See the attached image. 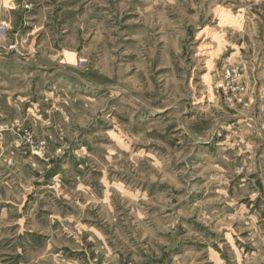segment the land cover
<instances>
[{
    "label": "rangeland",
    "instance_id": "rangeland-1",
    "mask_svg": "<svg viewBox=\"0 0 264 264\" xmlns=\"http://www.w3.org/2000/svg\"><path fill=\"white\" fill-rule=\"evenodd\" d=\"M1 20L0 264H264V0Z\"/></svg>",
    "mask_w": 264,
    "mask_h": 264
},
{
    "label": "crops",
    "instance_id": "crops-1",
    "mask_svg": "<svg viewBox=\"0 0 264 264\" xmlns=\"http://www.w3.org/2000/svg\"><path fill=\"white\" fill-rule=\"evenodd\" d=\"M3 8L1 9V12H2V15L1 16H8V15H10V14H8L9 13V10H11V9H9V8H12L11 6H8V7H4V6H2ZM0 22H5V21H0ZM26 61H22V63H26V65H29L30 67H32V63H31V61H29L28 59H25ZM28 62V63H27ZM241 120H243V119H241ZM243 121H245V119L243 120Z\"/></svg>",
    "mask_w": 264,
    "mask_h": 264
},
{
    "label": "built area",
    "instance_id": "built-area-1",
    "mask_svg": "<svg viewBox=\"0 0 264 264\" xmlns=\"http://www.w3.org/2000/svg\"><path fill=\"white\" fill-rule=\"evenodd\" d=\"M7 32V27L5 23H0V37H4Z\"/></svg>",
    "mask_w": 264,
    "mask_h": 264
}]
</instances>
